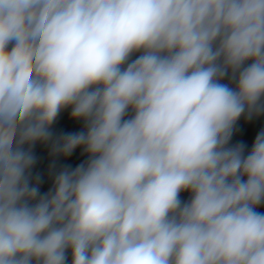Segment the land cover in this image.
Instances as JSON below:
<instances>
[{
	"label": "clouds",
	"instance_id": "9594fccd",
	"mask_svg": "<svg viewBox=\"0 0 264 264\" xmlns=\"http://www.w3.org/2000/svg\"><path fill=\"white\" fill-rule=\"evenodd\" d=\"M262 116L264 0H0V264H264Z\"/></svg>",
	"mask_w": 264,
	"mask_h": 264
},
{
	"label": "water",
	"instance_id": "95a60500",
	"mask_svg": "<svg viewBox=\"0 0 264 264\" xmlns=\"http://www.w3.org/2000/svg\"><path fill=\"white\" fill-rule=\"evenodd\" d=\"M80 123L79 122H73L68 119L67 112L63 113L59 120L57 121V124L55 125V128L57 131H78L80 130ZM239 131L234 135L233 137V143L236 142H244L248 148L250 149L252 142L255 139V136L264 129V116L254 119L253 121H244L243 118L238 123ZM35 153L38 157V164L36 166V171L41 172L42 175L45 176V183L42 186V191H46L47 188L50 186L49 181L46 177V169L49 163V159L47 157V151L42 148L41 146H37L35 149ZM86 157H82L80 155V150L78 149L71 158L68 159H61L60 164H70L73 167H75L77 164H79L83 159ZM186 197V194H184ZM264 210V209H261Z\"/></svg>",
	"mask_w": 264,
	"mask_h": 264
}]
</instances>
